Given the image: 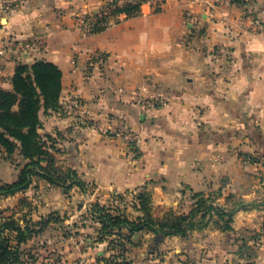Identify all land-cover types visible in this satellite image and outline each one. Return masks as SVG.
<instances>
[{
  "label": "crops",
  "instance_id": "crops-1",
  "mask_svg": "<svg viewBox=\"0 0 264 264\" xmlns=\"http://www.w3.org/2000/svg\"><path fill=\"white\" fill-rule=\"evenodd\" d=\"M11 1L0 3V46L14 36L48 41L47 52L25 53L22 62L62 70L59 108L41 111V133L54 138L57 165L75 169L87 190L37 178L7 198L29 197L40 210L76 202L95 234L100 223L87 216L88 204L109 206L132 191L150 193L156 219L189 214L194 193L227 210L245 203L230 231L212 211L198 215L186 236L134 234L128 255L132 264H264V33L252 28L264 20V0H166L159 10L144 3L91 33L82 32L78 15L106 0ZM220 47L231 50L230 61L214 56ZM18 64L0 57V88L13 89ZM157 93L167 104L141 107ZM74 95L82 106L71 104ZM119 125L138 134V154L109 134ZM5 155L0 147V182L11 183L19 169ZM126 214L143 212L128 205ZM113 238L96 242L106 257Z\"/></svg>",
  "mask_w": 264,
  "mask_h": 264
},
{
  "label": "trees",
  "instance_id": "trees-1",
  "mask_svg": "<svg viewBox=\"0 0 264 264\" xmlns=\"http://www.w3.org/2000/svg\"><path fill=\"white\" fill-rule=\"evenodd\" d=\"M234 1L241 3L243 0ZM140 8L139 4H131L116 8L113 13L132 16L138 14ZM107 21L106 16L100 18L92 32L104 30ZM62 75L60 67L50 61L21 62L12 77L13 89L0 88V147L7 153L8 159L18 167L22 165L16 181L0 182V197L28 190L35 178L68 190L75 185L87 190L86 182L79 177L75 169H64L57 165L56 157L50 150L54 144H49L54 142V138L44 137L41 133V111L59 108ZM15 155L19 159H16ZM192 198L195 200V206L189 214L170 213L162 219L152 216L151 196L145 190L128 192L127 197L118 194L115 202L109 206L98 201L93 202L87 216L100 223L95 241L104 242L114 236L109 245L111 254L98 257V260H104L105 264H132L133 259L128 253L130 246L134 245V234L151 230L156 236H186L196 226L195 219L198 215L204 219L212 211L218 215L223 230L230 231L237 209L249 206L239 203L238 206L227 210L223 206L214 205L212 198L203 193H194ZM128 205L142 211L143 215L130 219L126 214ZM50 220L51 216H42L39 220L25 217L23 223H20L14 215L2 217L0 264H27L28 254L22 249V245L32 239L33 235L39 234ZM53 264H62V260L55 259Z\"/></svg>",
  "mask_w": 264,
  "mask_h": 264
},
{
  "label": "rangeland",
  "instance_id": "rangeland-1",
  "mask_svg": "<svg viewBox=\"0 0 264 264\" xmlns=\"http://www.w3.org/2000/svg\"><path fill=\"white\" fill-rule=\"evenodd\" d=\"M1 2L12 1L0 0ZM104 7L105 5H102V7L78 15V23L82 32H85L84 21L86 19L93 16H99L98 18L105 16L99 15L103 12ZM115 16L117 14L112 13L106 17L109 21ZM5 154L6 159H8L6 152ZM15 158L19 159L17 155H15ZM8 160L13 163L12 160ZM20 166L22 167V165ZM20 166L16 165L19 173ZM70 191L71 189L68 190V192ZM7 197H0V219L14 215L20 223H23L25 217L39 220L40 215H38V212L45 214L44 216H51L47 226L39 234L33 235L32 239L26 244L22 245V249L28 254L27 264H53L55 259L62 260V264H105L104 260H98V257L106 256V248L96 245L95 239L98 234L88 228L89 220L76 211V202L68 207L44 205L40 210L38 203H34L29 197L19 198L16 204L14 203L16 197L11 199ZM99 250L104 251V253H100Z\"/></svg>",
  "mask_w": 264,
  "mask_h": 264
},
{
  "label": "built area",
  "instance_id": "built-area-1",
  "mask_svg": "<svg viewBox=\"0 0 264 264\" xmlns=\"http://www.w3.org/2000/svg\"><path fill=\"white\" fill-rule=\"evenodd\" d=\"M166 2V0H106L103 4L105 5L103 12L99 15H110L116 8L123 7L131 4H139L142 5L144 3H149L155 7V9L159 10L162 5ZM99 16L89 17L84 21V27L86 33H91L93 28L100 18ZM108 23V21L106 22ZM252 28L257 33H264V20L254 19L252 20ZM34 50H39L41 52H47L49 50L48 41L45 38L41 37H33L30 40L22 39L17 36L12 38H8L3 41L0 46V57L9 55L19 63L23 61V56L25 53L32 52ZM216 58L222 57L227 61H230L232 58L231 50L227 47H220L214 53ZM1 69V67H0ZM167 97L162 93H157L147 99H143L141 103V107L144 109H152L158 108L160 106H164L167 104ZM71 104L76 107H80L83 104V98L78 95H74L71 98ZM109 134L113 137L120 138L130 149L132 154H138V134L132 130L130 127L126 125H119L114 128L109 129ZM91 204H88V210L91 209Z\"/></svg>",
  "mask_w": 264,
  "mask_h": 264
}]
</instances>
